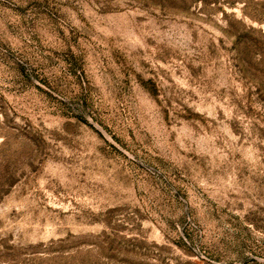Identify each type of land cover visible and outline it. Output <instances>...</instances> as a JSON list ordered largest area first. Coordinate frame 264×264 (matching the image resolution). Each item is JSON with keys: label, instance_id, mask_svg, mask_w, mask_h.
Returning a JSON list of instances; mask_svg holds the SVG:
<instances>
[{"label": "rangeland", "instance_id": "1", "mask_svg": "<svg viewBox=\"0 0 264 264\" xmlns=\"http://www.w3.org/2000/svg\"><path fill=\"white\" fill-rule=\"evenodd\" d=\"M0 264H264V0H0Z\"/></svg>", "mask_w": 264, "mask_h": 264}]
</instances>
